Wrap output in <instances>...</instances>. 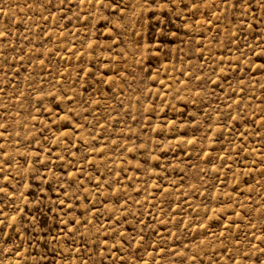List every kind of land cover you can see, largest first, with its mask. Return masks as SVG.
<instances>
[{
    "label": "rangeland",
    "instance_id": "1",
    "mask_svg": "<svg viewBox=\"0 0 264 264\" xmlns=\"http://www.w3.org/2000/svg\"><path fill=\"white\" fill-rule=\"evenodd\" d=\"M0 264H264V0H0Z\"/></svg>",
    "mask_w": 264,
    "mask_h": 264
}]
</instances>
